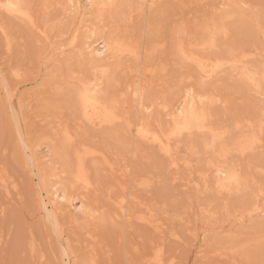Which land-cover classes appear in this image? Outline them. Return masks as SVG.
Returning a JSON list of instances; mask_svg holds the SVG:
<instances>
[{"label":"rangeland","instance_id":"1","mask_svg":"<svg viewBox=\"0 0 264 264\" xmlns=\"http://www.w3.org/2000/svg\"><path fill=\"white\" fill-rule=\"evenodd\" d=\"M30 1L38 19V27H31L0 10V264H67L70 261L63 255V246L67 244L71 247V255L76 264H92L91 259L95 260V264H151L147 258L157 247H162L165 257L174 258L176 264H264V214L243 213L251 194L259 192L258 198L264 200V195L261 194L264 192V173L261 171L264 169L262 134L261 144L254 151L244 155L232 151L223 161L224 165L227 163L228 166L231 164L238 168L246 177L247 188L240 192L218 196L211 190L214 189L211 184L214 170L208 166L209 161L214 160V155L202 146L208 132H193V135L180 138L178 145L181 146L175 153L180 164L178 168L170 170L166 162L160 163L163 158L155 147H147L145 155L142 146L145 142L142 141L139 159L134 162V174L150 178L151 186L143 189L136 185L133 178L123 177L117 170L115 179L97 192L86 194L91 212L99 208L102 217L78 218L72 210L62 213L56 223L47 218L48 211H45L40 202L39 192H43L41 176L48 178L45 179L48 187L59 179L54 173L60 172L63 164L54 155V146L56 150L61 148L57 134L62 125L69 124L75 131V125L79 124L86 134L97 141L94 149L100 148L99 151L104 156L100 154L101 156L88 160L93 177L96 168H105L106 159L109 158L111 163L116 154L127 158L129 149L134 154L136 147L131 139L125 145L118 141L116 131L121 130L118 124L109 126L110 128H95L82 122L74 110L69 111L64 98L54 95V85L58 78L73 70L79 72L80 69L76 65L69 66L67 62L63 66L45 64L42 57L48 44L40 33L48 21V24L57 28V35L62 30L65 38H70V34L74 36L75 31L82 27L81 16L69 17L61 6L76 0ZM78 1L85 7L89 5L87 0ZM125 1H130L134 7L132 12L128 7L122 9L123 13L126 10V14H121L119 23L117 22L120 34L130 40L133 38L132 41L143 48V56L140 62L137 60L139 63L133 59L124 60L123 66L118 68L117 77L128 82L124 92L120 93L121 99H124L128 87L135 89L137 79L147 82L153 95L166 92L169 77L175 70V43L183 39H186L185 42L194 41L200 36L203 24L216 17L218 23L226 26L230 39L226 46L221 44L218 51H202L204 54L220 56L227 54L229 50L240 49L247 54L245 61L248 66L264 63V0H162L156 8L145 9L143 12L137 9V0ZM231 1L237 2L241 14L220 20L222 13L230 10ZM43 4L49 6L47 17L39 7ZM127 9L132 14L131 18L130 13L127 15ZM2 27L6 28V33L2 31ZM112 27L114 28L111 23L106 24L100 31L101 36L103 34L106 37ZM83 29L81 28V32ZM51 38L55 40L56 36ZM158 40L166 41L167 48L155 54L152 48ZM8 41L11 42L10 45H7ZM161 60L170 65L168 76ZM228 67L214 78L216 82L214 79H207L209 83L206 89L202 90L194 85L184 89L183 94H177L179 97L173 96L168 103L172 105L165 106L169 111L165 112L159 106L154 107L152 111L157 113L156 119L164 127H168L166 124H170V119L176 114L184 92L194 90L198 100H202V96H209L220 101L204 104L207 108L211 106L208 108L210 125L214 123L215 126H212H220L219 129L229 131L226 133L228 142L242 131L250 130L246 127L249 122L257 129L258 120L264 118V92H258L244 84L236 71ZM16 73H21L22 77L17 78ZM193 73L196 78H201L195 66ZM83 74L85 79L89 78L86 70ZM93 79L99 78L93 77L91 80ZM100 81L104 95L112 99L114 94L109 92L102 77ZM133 92L126 101L128 104L131 102L130 106L136 101ZM136 108L140 109L138 103ZM173 109L175 113L171 112ZM13 110L18 113L21 123L19 129L23 136L20 132L18 134L17 123L11 118ZM145 114L148 115L147 112ZM156 119H153L152 126L160 128ZM21 137L30 145L29 148L21 144ZM193 146L197 147V151ZM33 154L40 160V171L34 165V160L31 166L26 164V156L31 157ZM185 159L191 161L190 168L183 166L182 160ZM124 170L127 172V169ZM202 173L210 178V190L207 192L201 179ZM109 184L113 189L111 200H117L122 195L129 197L128 206L133 214L129 222L117 216L118 210L109 199ZM197 185L200 187L197 188ZM139 202L143 208L154 210L156 217L161 219L160 222L164 224L161 231L151 224L137 220L136 216L141 212ZM201 209L210 211L212 215H207ZM57 227H61L60 231L63 230L61 234H58ZM87 229L90 230V235L86 233ZM171 232L176 233V237ZM242 242L249 243L237 248ZM232 243L235 247H232Z\"/></svg>","mask_w":264,"mask_h":264},{"label":"snow or ice","instance_id":"2","mask_svg":"<svg viewBox=\"0 0 264 264\" xmlns=\"http://www.w3.org/2000/svg\"><path fill=\"white\" fill-rule=\"evenodd\" d=\"M90 5L93 9L98 10V22L103 21V16L105 10L112 5L96 3L95 0H90ZM65 9L66 15L69 17H74L78 13L79 5L74 3H69L67 5H62ZM42 14L47 17L49 12V6L44 4L41 6ZM29 19L31 16L29 14ZM74 27V26H73ZM44 37L48 44V48L42 57L45 64H60L63 66L65 62L69 66L76 65L80 71H71L66 76L58 78L57 83L54 85V95L58 98H64L69 111H79L81 100H88L89 103H94V100L90 99V93L88 89V80L93 77L103 78L106 82L109 92L113 93V97L110 103L106 104L103 108V119L107 122L116 124L122 131V139L125 143L129 139L132 140L135 147L137 148L136 156L133 157L131 149L128 151L127 158L121 157L116 154L115 159L111 163L106 162V166L103 170L96 168L95 176L93 177V171L88 167V160L94 159L97 153L94 151V147L97 141L91 136L86 134L85 130L82 129L79 124L75 125V131L69 126V124H64L58 130V138L61 145L60 148V160L63 164V174L68 179L66 181L65 187V198L64 202L68 203L70 207H74L76 202V197L69 198L67 196L68 188H71L72 192H79L86 194L90 192H97L109 181L115 179V174L119 170V174L123 177H131L138 183L142 188H148L151 186L150 178L143 177L139 174H134V162L139 159L140 147L143 143L145 149V155H147V147H155L163 159L160 161L161 164L167 163L168 169L178 168L179 162L176 159V155L172 149V142L174 137H180L186 133H191L192 128L188 123L181 125L177 123L175 128L169 127L165 128L159 119H156L157 113L153 112L152 109H145L144 103L150 102L154 107L159 106L164 108L165 111L168 109L165 107L169 100L176 96L177 94H183V90L186 88L193 87L194 85L199 86L202 90L207 88V72L204 73V77L197 79L193 73V64L190 62L192 60L186 54V49L183 44L175 46L173 49V56L175 60V70L169 77V87L166 92L153 95L151 88L147 82H141L140 79L136 80L135 83V93L136 101L130 106L126 101L130 99L133 92V88L128 87V91L125 94L124 99H121L120 93L124 92L125 87L128 86V82L120 80L116 73L118 72V66H115L111 60L98 61L95 59L96 56H104L105 53L110 51L117 53H125L128 55H135V49L127 45L124 41H121L118 36H114L113 40L108 42L105 46L104 53L96 52L92 47H82L77 43V38L79 36V30L75 31V36L70 34V38H65L63 32L57 35V28L54 25L45 23L43 31L40 33ZM97 34L95 31L92 32V36L95 37ZM56 36L53 40L51 37ZM230 39V33L228 32L226 26L216 25L213 28H209L205 31L203 41L201 43L202 50L207 53H213L219 50L221 44L227 45ZM167 48L166 41H156L153 44L152 52L159 54L162 50ZM226 60L217 57L215 62V68L223 70L226 67ZM161 64L165 67V74L168 76L170 72V65L161 60ZM203 68V65H201ZM87 71L88 79H85L84 71ZM17 78H21V73H16ZM244 77L253 85L256 84L257 76L264 81V69L260 73L248 71L245 68L243 73ZM143 89V94H142ZM102 90V89H101ZM191 94V93H190ZM211 102L218 103L215 97L202 96V104ZM140 105V109L136 108V104ZM225 106H226V102ZM147 112L148 115H144ZM161 113L160 115H162ZM11 118L16 121L17 129L19 134V117L15 111H12ZM156 119L157 124L160 127L159 133L156 136L149 137L144 132L146 125H152L153 119ZM137 124L140 125L137 129ZM239 125L237 124V127ZM261 133L264 135V122L261 124ZM225 133H213L214 138L219 137ZM215 142V141H214ZM252 143H255L253 139ZM21 144L24 145L23 138L21 137ZM27 148L26 145H24ZM33 163V158L26 156V164L31 166ZM182 163L186 168L192 166L190 160H183ZM209 168H216V174L219 176L221 170L209 161ZM111 169V171H109ZM127 169V172L124 171ZM264 173V169L261 170ZM201 178L205 185V192L209 191V176L207 174H201ZM239 184L238 177L233 175L229 180L222 181L217 180L215 182L214 189H211L218 196H224L225 194H231L233 191V185ZM200 186L197 185V188ZM113 189L110 184L108 186L109 199L111 200V193ZM126 191V189H125ZM264 195V192L261 193ZM112 204L119 209L121 212L127 213V208L125 207L127 201L126 199L111 200ZM76 212H84L85 205L82 202L79 208H74ZM206 211L205 209H201ZM45 211L47 208L45 206ZM90 211V209H89ZM207 215H212L210 211H206ZM93 218L102 217V211L97 208V211L91 212Z\"/></svg>","mask_w":264,"mask_h":264},{"label":"bare ground","instance_id":"3","mask_svg":"<svg viewBox=\"0 0 264 264\" xmlns=\"http://www.w3.org/2000/svg\"><path fill=\"white\" fill-rule=\"evenodd\" d=\"M87 1H88L87 4H89L88 7H85L84 4L83 5L80 4V1H78V0L73 1V2L71 1V3L77 4V5L80 6L79 9H78L77 15L81 16V20H82L81 21V24H82L81 28L82 29L84 28L83 32H81V28H78L79 36L77 38V43L79 45H81L82 47H85V48L92 47L94 49V51L104 53L106 44L108 42L112 41L114 36H118L121 41H124L127 45H130V46H132L135 49V55L133 56V55L125 54V53H117V52L110 51L108 53H105L104 56H96L95 59L98 60V61L111 60L114 63L115 66H118L119 69H120L121 66H123V63L125 62L124 60L133 59V60H135V62L137 60H139V62H140L141 61L140 59L143 56V48L141 47L142 48L141 49L139 47V45H137L134 41H132L133 38L130 40L124 34H120V29H119V26L117 24L118 19H120V15L121 14L123 15L126 12V10H125V12L123 13L122 9H124L125 7H128L129 9H131V12H132V10H133L132 7H134L133 4L130 1H125V0H95L96 3H103V4H108V5H112L113 6V7L108 8L107 10H105V13H104V16H103V21L102 22H98V15H97L98 10L97 9H93L91 7L90 0H87ZM161 1L162 0H137V2H138L137 3L138 4L137 9L139 11H141V12L146 11L147 9L148 10H152V9L156 8L157 6H159ZM37 3H38V1H37ZM32 6L33 5H32L30 0H0V10L2 9L3 11L7 12L8 14H10L12 16H15L16 18H19L20 20L28 23L31 27H38V23L36 21L38 19L36 18L35 13L33 12L34 10H33ZM39 7H41V6H39ZM239 8H240V6L237 4V2L231 1L230 2V10L229 9L225 10L222 13V15H221L220 20L226 19V18H228L230 16H233L235 14H239L241 12L239 10ZM137 9H136V11H137ZM127 11H128V9H127ZM131 12L128 11L127 15L129 13H130L129 16L132 15ZM29 14L31 16V19H29ZM242 15H244V14H242ZM131 17L132 16H130V18ZM76 18H77V16H76ZM109 23H111L112 26H114V28L112 27L113 29H111V31L108 33L107 36L105 35L106 37H104L103 34L101 36L100 31L103 30L104 26L106 24H109ZM79 25H80V23H79ZM216 25H221L220 23H218V17L214 18L211 22L204 23L203 26L201 27V30H200V33H199L200 36L198 38H196L194 41H186L185 42L184 40H186V39H183V41L181 40L179 42H176L175 46H179L180 44L184 45V47L186 49V54L189 57L192 58V60L190 62L193 64V67L195 66V68L197 69L200 77H204V73L207 72V76L204 77V78L213 80L222 71H224L228 66H230L236 71V75L240 77V79L242 80V82H244V84H247L248 86L250 85L251 87L257 89L258 92H264V89H263L264 81H262L260 79L259 75L257 76V81H256L255 85L251 84L243 75V73L245 71V68H247L248 71L256 72V73H260L261 70L264 69V63H262L260 65H257V66H254V67L248 66L247 62L245 61V58L247 57V54H246L245 50L244 51H241L240 49L239 50L238 49L229 50L227 54H225V55H221L220 54V56H218V55H213V56L212 55H206V54H204V52H202L203 50H202V47H201V43L203 41V38H204V35H205V31L207 29H209V28L215 27ZM5 29L6 28L2 27V31L4 33H6V31H7ZM132 29H133V27H132ZM93 31H95L96 34H97L95 37L92 36V32ZM75 35L76 34H74V36ZM100 39H102V40H100ZM10 43L11 42L8 41L7 45H10ZM198 47H200V50H199ZM222 51H224V49ZM249 55H251V54H249ZM144 56H145V54H144ZM217 57H221V58L225 59L226 62H227L226 63V67L223 70L215 68V62H216V58ZM145 60H147V59H145ZM201 65H203V68H201ZM100 79L101 78H99L97 80H95V79L88 80V89H87V91L90 93V99L94 100V103H89L88 100H81L79 111H75L74 110L75 114L77 115V117L82 122L87 123V124H89V125H91V126H93L95 128H104V127H109V126H113L114 125L112 123L107 122L105 119H103V108H104V106L106 104L110 103L112 99L107 97L106 95H104V93L102 91L103 89L101 88L102 87L101 86L102 82L100 81ZM214 80H215L214 82H216V79H214ZM8 91H9V89H8ZM193 91L184 92L185 95H184L183 100L180 98L182 100V101L180 100V105L177 103V105H179V107L176 109V114H174L175 112H174V109H173V111H171V112H174L173 113L174 116L172 118L170 117L171 118L170 119L171 122H170V124H166V125H171V127L175 128L177 126V123H180L181 125H183L185 123H188L191 126L192 131H191V133H186L184 135H190V134L193 135V132H204V133L208 132V137L203 139L202 146H203L204 150H207V152H209V150L213 152L214 160H212L211 162L213 164H215L221 170V174L219 176H217L216 168H213V170H214L213 177L214 178H213L212 183H211V184H213L212 187L215 186V182L217 180L226 181V180H229L231 178V176L235 175V176L238 177L239 184L238 185H236V184L233 185L232 193L233 192H240L242 189L247 188V183H246V180H245L246 177L241 173V171L238 168H236L234 166H231V164H229L230 166H228L227 163H226L227 165L226 164L224 165L223 161L229 156L230 153H233L232 151H234L235 153L238 152V154L240 153V154L244 155L247 152L254 151L256 148H258L260 146L261 141H262L261 124H262V122H264V118H260L258 120V128L257 129L255 128L254 125H252L253 124L252 122H249V124L246 127L248 129H250V130L245 131V132L242 131V133L240 135H237L236 137L231 138V141L228 142L226 140V133H228L229 131L227 130L228 131L227 132L225 130L219 129L220 126H219V128L214 127L215 126L214 123L210 125V121L211 120H209V118L211 116H210V113H209L210 111L208 110V108L211 107V106H209L210 105L209 104L208 105L209 107L207 108L205 106V104H202V102H201L202 100L201 99H200L201 101L198 100L197 96L195 94V91L194 92ZM133 93L135 94V98H136L135 90H134ZM12 94H10V95L12 96ZM142 94H143V89H142ZM177 97H179V96L177 95ZM199 98H200V96H199ZM130 103L131 102H129V104ZM174 104H176L175 101H174ZM167 105L171 106L172 104L171 105L167 104ZM144 108L153 110L154 106H153L152 103L149 102V104H144ZM13 109H15V108L13 107ZM16 114H18V113H16ZM168 120L169 119H167V121ZM19 123H20V121H19ZM116 124H118V122ZM152 125H146L145 128H144V132L149 137L156 136L157 133H159V131H160V128H157V126L155 127V126H152ZM212 125H214V126H212ZM139 127H140V125L137 124V129H139ZM165 128H167V127H165ZM19 132L23 136V133H22V131H20V129H19ZM214 132H216V133H225V134L214 138V136H213ZM116 135H117L118 141H120V143H122L124 145L128 143V141H127V143H125L123 141V139H122V131L121 130L116 131ZM184 135H182L180 137H174L173 138L172 149H173L174 154L175 153L177 154V152L179 151V146H181V145L180 144L178 145V143H179L180 138L184 137ZM57 136H58V134H57ZM190 138H192V137H190ZM253 139L255 140L254 144L252 143ZM191 140H193V139H191ZM23 142H24V145L27 146V148L30 147V145H28L26 143V140L23 139ZM190 145H191V143H190ZM191 146H189V147H191ZM194 146H196V145H194ZM196 148L194 147L193 149L196 150ZM99 149H94V151L97 153V155L95 157H97L98 155L103 153V152L99 151ZM177 149H178V151H177ZM134 150L135 151H134L133 155H136L137 148H135ZM191 151H193V150H191ZM193 152H195V151H193ZM59 153H60V150H56V147L54 146V155L60 158ZM195 154H196V152H195ZM31 157L34 160V165L38 166V168H39V166H40L39 162H38L39 158L36 157L35 154H33ZM177 161L180 162L178 159H177ZM106 162L109 163V158H108V160L106 159ZM208 168H209V166H208ZM40 170H41V168H39V171ZM63 172H64V170H63V167H62V170L60 172L54 173V175L57 176V178H59V179L57 180V182L54 185H51V187L47 186L46 180L48 178L46 179V177L41 174L42 175L41 176V180H42L41 190L43 192H39V195H40V198H41L40 202H42V204H43L42 206L44 207V209H45V206L47 208V211H48L47 212V218L49 220L53 221V223H56V221H58V218L60 217V215H62V213H64V212L66 213V212H69V211L71 212L72 210L74 211L75 216L78 217V218L79 217H86V216L91 217L92 216L91 215V208H90V206L87 203V196H86V199L84 198L85 197L84 193H79V192L77 193V191L74 193V192H72L71 188H68L67 196L69 198L76 197V202H75L74 207H70L68 205V203L64 202V198H65V195H66L65 187H66V181H67L68 178L66 176H64ZM44 173H45V171H44ZM175 179H176V177H175ZM136 185L140 186L138 183H136ZM143 189H146V188H143ZM257 194H255V195L251 194L252 196H250L251 198L247 202V207L244 210L245 212H243V213L247 212V214H248V213H251V212H259V213H263L264 214V202H263L264 200L262 199L263 201H261V199L258 198L259 195H257ZM134 197H136V196H134ZM128 198L129 197H127V195H122L119 198V199H126L127 203H126L125 207L127 208V213L125 214L124 212H121L119 209H117L118 211H117L116 214L121 219L129 222V220L131 219L133 214H132L131 208H129V206H128V200H129ZM82 202L85 205V211L84 212H76L74 210V208H79L80 204ZM139 205H140V202H139ZM140 207H141V212L138 213V215L136 216L137 220H139V221H141V222H143L145 224H149V225L151 224L156 229H159L161 231L162 228H164L163 227L164 224H163V222L161 223L160 222L161 219L159 220V218H157L156 215L153 213L154 210L143 208L141 205H140ZM89 209H90V211H89ZM74 220H75V218H74ZM84 225L85 224H83V226ZM187 226H189V225H187ZM57 228H58L57 230L59 231L58 234H61L63 230H61V231L59 230L61 227H57ZM86 233H88V235H90L91 232H90V230L87 229ZM171 235L176 237V233L171 232ZM229 242L231 243V241H229ZM247 243H249V242H242L239 245H237V248L244 247ZM232 247H235V246H233V243H232ZM234 249H236V248H234ZM63 251H64L63 255L66 256L69 259V261H70L67 264H76L75 260L73 259L72 255H71L72 252H71V247H70L69 244L63 246ZM75 255H76V253H75ZM91 260H92L91 263L95 264V260H93V259H91ZM147 260H149L151 264H176L174 258L167 259L165 257L164 250H163L162 247H159V248L157 247L155 252L149 257V259L147 258Z\"/></svg>","mask_w":264,"mask_h":264}]
</instances>
